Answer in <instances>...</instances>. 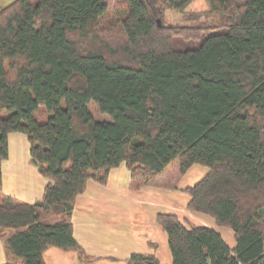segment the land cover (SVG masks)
I'll list each match as a JSON object with an SVG mask.
<instances>
[{"label": "trees", "instance_id": "trees-1", "mask_svg": "<svg viewBox=\"0 0 264 264\" xmlns=\"http://www.w3.org/2000/svg\"><path fill=\"white\" fill-rule=\"evenodd\" d=\"M192 1L126 0L114 27L100 24L105 0L0 8L2 264H45L51 246L94 260L73 237L75 198L120 163L133 188L208 167L184 189L186 207L230 228L235 246L158 213L171 264H264V0H205L215 23L163 21ZM90 103L107 117L96 119ZM10 132L27 136L31 162L50 180L33 203L1 193ZM127 264L163 263L133 252Z\"/></svg>", "mask_w": 264, "mask_h": 264}, {"label": "crops", "instance_id": "crops-1", "mask_svg": "<svg viewBox=\"0 0 264 264\" xmlns=\"http://www.w3.org/2000/svg\"><path fill=\"white\" fill-rule=\"evenodd\" d=\"M12 0H0V8ZM208 167L191 165L185 173L168 170L138 188L130 185L124 163L109 170L107 181L87 182L75 198L71 214L73 237L85 253L95 259L87 264H127L133 252L153 254L161 263L171 264L167 233L157 222L158 213H171L185 226L201 225L216 230L230 248L235 239L230 228L217 226L214 219L187 209L186 187L197 183ZM50 180L31 162L29 142L22 132L8 134V156L1 162V193L16 202L33 203L42 198ZM45 264H84L76 251L48 247ZM6 253L0 236V264Z\"/></svg>", "mask_w": 264, "mask_h": 264}, {"label": "rangeland", "instance_id": "rangeland-1", "mask_svg": "<svg viewBox=\"0 0 264 264\" xmlns=\"http://www.w3.org/2000/svg\"><path fill=\"white\" fill-rule=\"evenodd\" d=\"M107 5V11L100 19V24L103 27H114L118 22V19L124 14L127 9L126 0H105ZM208 9V5L205 0H193L183 12L166 9L163 14V21L166 24H197L202 20H208L212 22H218L217 16L203 15ZM107 29V28H106ZM89 108L96 119H104L107 115L100 114L93 103H90Z\"/></svg>", "mask_w": 264, "mask_h": 264}, {"label": "water", "instance_id": "water-1", "mask_svg": "<svg viewBox=\"0 0 264 264\" xmlns=\"http://www.w3.org/2000/svg\"><path fill=\"white\" fill-rule=\"evenodd\" d=\"M158 22H159V20H158Z\"/></svg>", "mask_w": 264, "mask_h": 264}]
</instances>
